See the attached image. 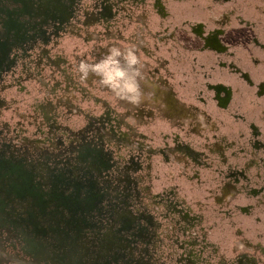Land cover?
<instances>
[{
    "label": "rangeland",
    "instance_id": "374dc122",
    "mask_svg": "<svg viewBox=\"0 0 264 264\" xmlns=\"http://www.w3.org/2000/svg\"><path fill=\"white\" fill-rule=\"evenodd\" d=\"M112 45L184 112L81 82ZM260 84L264 0H0V264H264Z\"/></svg>",
    "mask_w": 264,
    "mask_h": 264
},
{
    "label": "clouds",
    "instance_id": "9594fccd",
    "mask_svg": "<svg viewBox=\"0 0 264 264\" xmlns=\"http://www.w3.org/2000/svg\"><path fill=\"white\" fill-rule=\"evenodd\" d=\"M141 69L135 47L121 49L113 46L96 63L81 60L77 72L81 82H86L91 76L97 77L98 82L118 99L139 104L144 95L140 87V81L144 78Z\"/></svg>",
    "mask_w": 264,
    "mask_h": 264
},
{
    "label": "flooded vegetation",
    "instance_id": "af4514ba",
    "mask_svg": "<svg viewBox=\"0 0 264 264\" xmlns=\"http://www.w3.org/2000/svg\"><path fill=\"white\" fill-rule=\"evenodd\" d=\"M194 31L197 34L201 35L203 32V27L202 26L195 27ZM221 35H223L222 29L216 30L215 32H211L209 35L205 37L206 45L217 52H224L226 47L222 44L220 40ZM113 46L115 45L109 46L107 49H105L106 52H104L105 50L102 51L99 50L100 57L99 59H97V61H99L107 53L108 49ZM244 77L246 78V80L251 82L250 78L247 75H244ZM140 87L142 93L144 94L142 96L140 103H142L143 101L144 102L151 101L153 105H156L159 108L160 112L168 115H174L175 113L181 114L184 112V109L181 107V105L177 102V100L173 97V95L170 92L159 90L158 88L152 86L148 81L144 79L140 81ZM222 91L225 93L224 97L219 95V93ZM259 91L261 93L264 92L263 84H260ZM216 93L220 105L228 109L229 108L228 101L230 100L229 89L223 86H217ZM197 119L199 120L200 124L202 125L204 124L203 118L201 116L197 117Z\"/></svg>",
    "mask_w": 264,
    "mask_h": 264
}]
</instances>
